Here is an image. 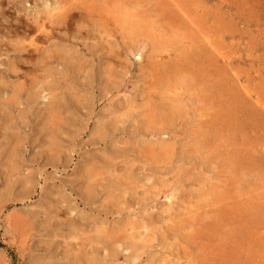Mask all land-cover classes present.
<instances>
[{
	"label": "rangeland",
	"instance_id": "rangeland-1",
	"mask_svg": "<svg viewBox=\"0 0 264 264\" xmlns=\"http://www.w3.org/2000/svg\"><path fill=\"white\" fill-rule=\"evenodd\" d=\"M117 1L0 0V264H264V0H170L171 4L169 0ZM120 2L123 9L116 6ZM177 12L183 20H177ZM171 13L176 14L175 20ZM189 19L201 22H193L196 26L192 30L194 24ZM183 35L192 37V44ZM200 51L208 53L203 55L207 59ZM136 53L142 56L140 60ZM196 59L207 64L210 61V67ZM170 60L175 61V67ZM159 63L171 75L173 88ZM189 66L199 69H191L190 74ZM182 68L194 77L185 75L183 81ZM193 72L199 75L200 84H205L204 89L196 85L199 80H194ZM187 80L195 81L196 88ZM184 82L194 89L185 88ZM210 82L212 92L206 94ZM163 85L168 86L166 92ZM169 87L175 93L171 94ZM216 87L219 94L213 93ZM194 94L196 101L191 98ZM229 95L238 102L231 101ZM160 100L164 107L159 106ZM230 101V105H237L229 108ZM208 102L219 105L213 107ZM159 113L168 129L165 122L157 120ZM218 192H227V200L222 197L224 203ZM202 193L203 198L199 196ZM245 201L246 209L241 204ZM218 212L225 217L231 213L227 216L231 221ZM221 220L230 221L227 224L231 227ZM236 224L241 226L237 230L232 227ZM227 229L238 239L233 234L230 237ZM225 236L229 242H223ZM224 247L226 250H220ZM218 250L224 252L220 255ZM225 252L233 258L226 257Z\"/></svg>",
	"mask_w": 264,
	"mask_h": 264
},
{
	"label": "bare ground",
	"instance_id": "bare-ground-1",
	"mask_svg": "<svg viewBox=\"0 0 264 264\" xmlns=\"http://www.w3.org/2000/svg\"><path fill=\"white\" fill-rule=\"evenodd\" d=\"M149 1H150V0H149ZM174 1H175V0H174ZM198 1H199V0H198ZM230 1H231V0H230ZM241 1H242V0H241ZM245 1H246V0H245ZM247 1H248V0H247ZM62 2H64V1H62ZM104 2L106 3V1H104ZM107 2H108V1H107ZM117 2H119V0H118ZM164 2H166V1L164 0ZM187 2H188V1H187ZM187 2H186V3H187ZM195 2H196V1H195ZM201 2H202V1H201ZM237 2H238V0H237ZM248 2H250V1H248ZM248 2H247V3H248ZM257 2H258V1H257ZM259 2L261 3L262 1H259ZM108 3H110V2H108ZM113 3H114V2H113ZM159 3H160V2H159ZM168 3L171 4L172 1L170 2V0H169ZM168 3H167V4H168ZM175 3H177V2H175ZM180 3H181V2H180ZM183 3L186 4L185 2H183ZM202 3H203V2H202ZM202 3H201V4H202ZM204 3H205V2H204ZM204 3H203V4H204ZM224 3H225V2H224ZM230 3H231V2H230ZM234 3H235V2H234ZM239 3H240V2H239ZM239 3H238V4H239ZM114 4H115V3H114ZM163 4H164L165 6H167L165 3H163ZM178 4H179V3H178ZM178 4H176V5H178ZM192 4H193V2H192ZM225 4H226V3H225ZM235 4H237V3H235ZM240 4H242V3H240ZM240 4H239V5H240ZM243 4H244V2H243ZM243 4H242V5H243ZM256 4H257V3H256ZM105 5H107L106 7L110 6L109 4H105ZM118 5H120V6H119L120 9H123V8H121V5H123L121 2H120V4H117L116 6H118ZM157 5H159V4H157ZM190 5H191V3H190ZM253 5H254V4H253ZM258 5H260V4H258ZM263 5H264V4H263ZM111 6H112V3H111ZM111 6H110V7H111ZM160 6H161V4H160ZM172 6H173V5H172ZM172 6H171V7H172ZM186 6H187V5H186ZM188 6H189V5H188ZM195 6H197V5H195ZM208 6H209V5H207L206 7H208ZM213 6H214V5H213ZM228 6H229V4H228ZM237 6H238V5H237ZM247 6H248V5H247ZM110 7H109V8H110ZM156 7H157V6H156ZM158 7H159V6H158ZM167 7H168V6H167ZM175 7H176V6H174V8H175ZM201 7H202V6H201ZM201 7H199V4H198V8H201ZM204 7H205V5H204ZM215 7H216V6H215ZM215 7H214V8H215ZM220 7H221V6H220ZM234 7H235V6H234ZM254 7H255V6H254ZM112 8H113V6H112ZM112 8H111V9H112ZM114 8H115V7H114ZM136 8H137V7H136ZM163 8H164V7H163ZM177 8H178V7H177ZM177 8L175 9V11L177 10ZM181 8H182V6H181ZM181 8H180V9H181ZM187 8H188V7H187ZM187 8H186V10H187ZM191 8H194V9H195V7H191ZM198 8H196V9H198ZM209 8H210V6H209ZM214 8H213V9H214ZM231 8H232V7H231ZM236 8H237V7H236ZM238 8H239V7H238ZM249 8H251V7H249ZM249 8H248V9H249ZM95 9H96V8H95ZM111 9H107V10L111 11ZM115 9H116V8H115ZM118 9H119V8H117L116 11H118V12L122 11V10H120V9H119V10H120V11H119ZM158 9H159V8H158ZM169 9H170V8H169ZM189 9H190V8H189ZM201 9H203V8H201ZM201 9H200V10H201ZM216 9H217V7H216ZM219 9H221V8H219ZM240 9H241V8H240ZM240 9H239V10H240ZM248 9H246V11H247ZM81 10H82V9H81ZM133 10L135 11V9L132 8V13H133ZM160 10H161V9H159L158 11L161 12ZM164 10H165V9H164ZM230 10H231V9H230ZM243 10H244V8H243ZM252 10H253V7H252ZM125 11H126V9H125ZM162 11H163V9H162ZM166 11H167V10H166ZM182 11H185V9H183ZM187 11H188V10H187ZM187 11H186V13H187ZM191 11H192V10H191ZM206 11H207V10H206ZM206 11H205V13H207ZM209 11H211V10H209ZM216 11H217V10H216ZM233 11H234V10H233ZM237 11H238V10H237ZM237 11L235 10V12H237ZM258 11H259V13H260V10H258ZM104 12H105V11H104ZM127 12L130 13V10L128 11V9H127ZM167 12H168L169 15H170V12H169V11H167ZM212 12H213V11H212ZM231 12H232V11H231ZM240 12H242V10H241ZM243 12H244V11H243ZM123 13H124V12H123ZM172 13H173V12H172ZM172 13H171V14H172ZM201 13H202V12L200 11V13H198V14H201ZM210 13H211V12H210ZM228 13H229V12H228ZM233 13H234V12H233ZM233 13H232V14H233ZM163 14L165 15V12H163ZM163 14H162V13L160 14V15H161V18L164 17ZM174 14H175V13H174ZM174 14H172V15H174ZM179 14H180V13L177 12V17H178ZM183 14H184V13H183ZM187 14H190V12L187 13ZM187 14H186V15H187ZM208 14H209V12L207 13V15H208ZM215 14H217V13H215ZM221 14H225V13L223 12V13H221ZM237 14H238V13H237ZM245 14H246V13H245ZM250 14H251V13H250ZM257 14H258V13H257ZM118 15H119V14H118ZM120 15H121V13H120ZM134 15H135V14H134ZM160 15H159V16H160ZM190 15H191V14H190ZM211 15H212V14H211ZM211 15H210V16H211ZM225 15H226V14H225ZM253 15H254V13L251 14L252 17H253ZM78 16H79V15H78ZM121 16H123V14H122ZM127 16H128V15H127ZM181 16L183 17V15H180V16L178 17L177 20H179ZM187 16H188V17H187ZM187 16H186V17L189 18V15H187ZM212 16H213V15H212ZM223 16H224V15H223ZM223 16H222V18L224 19L225 17H223ZM228 16H230V15H228ZM238 16H239V15H237L236 17H238ZM240 16H241V15H240ZM249 16H250V15H249ZM249 16H248V17H249ZM259 16H260V15H259ZM259 16H258V17H259ZM47 17H48V16H47ZM131 17H132V16H131ZM175 17H176V14H175L174 17H173L174 20H175ZM182 17H181V19L183 20L184 17H183V18H182ZM190 17H192V16H190ZM207 17H208V16H207ZM217 17H218V15H217ZM226 17H227V16H226ZM230 17H231V16H230ZM243 17H244V16H243ZM243 17H242V18H243ZM261 17H262V15H261ZM261 17H260V18H261ZM263 17H264V16H263ZM107 18H108V17H107ZM164 18H165V17H164ZM204 18H205V17H204ZM214 18H216V16H214ZM239 18H240V17H239ZM254 18H257V17L255 16ZM126 19H127V17H126ZM191 19H192V18H191ZM191 19H189V20H187V21H190ZM193 19H195L194 14H193ZM227 19H228V18H227ZM229 19H231V23H232V21H234L233 18H229ZM229 19H228V20H229ZM232 19H233V20H232ZM251 19H253V18H251ZM258 19H259V18H258ZM123 20H124V19H123ZM127 20H128V19H127ZM146 20H147V21H150V20H148V19H145V21H146ZM162 20H163V19H162ZM196 20H197V19H196ZM202 20H203V19H202ZM211 20H212V18H211ZM213 20L215 21V19H213ZM236 20H237V19H236ZM242 20H243V19H242ZM132 21L134 22V20H132ZM145 21H143V22H145ZM163 21H165V20H163ZM172 21H173V20H171V22H172ZM180 21H181V20H180ZM180 21H179V22H180ZM191 21H192V20H191ZM191 21H190V23H191ZM206 21H207V18H206ZM214 21H213V22H214ZM216 21H218V20H216ZM244 21H245V20H244ZM247 21H248V20H247ZM135 22L137 23V21H135ZM135 22H134V23H135ZM138 22H139V21H138ZM150 22H151V21H150ZM174 22H175V21H174ZM179 22H178V23H179ZM181 22H182V21H181ZM181 22H180V23H181ZM184 22H185V25H187L186 21H184ZM193 22H195V21L193 20L192 23H193ZM198 22H201V21H197V23H198ZM219 22H220V21H219ZM219 22H218V23H219ZM227 22H228V21H227ZM238 22H239V20H238ZM245 22H246V21H245ZM252 22H253V20H252ZM256 22H257V21H255V23H256ZM263 22H264V21H263ZM123 23H125V24L127 25V21H126V20H125V22H123ZM128 23H129V22H128ZM136 23H135V24H136ZM145 23H146V22H145ZM148 23H149V22H148ZM165 23H166V22H165ZM180 23H179L178 25H181ZM192 23H191V24H192ZM195 23H196V22H195ZM197 23H196V24H197ZM218 23H216V25H217ZM225 23H226V21H225ZM233 23H234V22H233ZM260 23H261V22H260ZM168 24H169V23H168ZM170 24H171V23H170ZM170 24H169V25H170ZM193 24H194V23H193ZM198 24H199V23H198ZM201 24H202V23H201ZM206 24H207V23H206ZM208 24H211V23H208ZM219 24L221 25V22H220ZM222 24H223V23H222ZM226 24H227V23H226ZM226 24H225V25H226ZM229 24H230V23H229ZM249 24H250V23H249ZM263 24H264V23H263ZM20 25H21V24H20ZM147 25H148V24H146V26H147ZM149 25H150V23H149ZM166 25H167V24H166ZM188 25H190V24L188 23ZM188 25H187V26H188ZM203 25H204V22H203ZM216 25H215V26H216ZM223 25H224V24H223ZM230 25H231V24H230ZM230 25H228V26H229V29H230ZM235 25H236V24H235ZM240 25H241V23H240ZM127 26H128V25H127ZM144 26H145V25H143V27H144ZM193 26H194V27H193ZM195 26H196L195 24L191 26L192 30H194L193 28H195ZM198 26H199V25H198ZM212 26H214V25H212ZM212 26H211V27H212ZM228 26L226 25L225 27H228ZM232 26H233V24H232ZM242 26H243V25H242ZM128 27L130 28V27H131V24H130ZM180 27H181V26H180ZM188 27H190V26H188ZM199 27H200V26H199ZM203 27H204V26H203ZM203 27H201V28H203ZM211 27H210V28H211ZM218 27H219V25H218ZM222 27H223V26H222ZM222 27H219V28H222ZM245 27H246V26H245ZM133 28H134V26H133ZM136 28H137V27H136ZM140 28H142V27L140 26ZM151 28H152V26H151ZM173 28H174V26H173ZM177 28H179V27H177ZM210 28H209V30H210ZM213 28H214V27H213ZM231 28H232V27H231ZM260 28H261V27H260ZM131 29H132V28H131ZM134 29H135V28H134ZM142 29H143V28H142ZM183 29H184V28H183ZM185 29H186V26H185ZM196 29H197V28H196ZM225 29H226V28H225ZM240 29H241V28H240ZM253 29H254V28H253ZM255 29H256V28H255ZM258 29H259V28H258ZM258 29H257V30H258ZM129 30H130V29H129ZM181 30H182V28H181ZM187 30H188V29H187ZM199 30H200V29L198 28L197 31H199ZM223 30H224V29H223ZM230 30H231V29H230ZM237 30H238V29H237ZM133 31H134V30H133ZM136 31H137V29H136ZM143 31H144V30H141V31H139V32L144 33ZM147 31H148V30H147ZM152 31H153V30H152ZM188 31H189V30H188ZM188 31H187V32H188ZM197 31H196V32L194 31L193 33L196 34ZM232 31H233V30H232ZM238 31H239V30H238ZM243 31H244V30H243ZM245 31H246V30H245ZM254 31H255V30H254ZM258 31H260V30H258ZM123 32H124V31H123ZM127 32H128V31H127ZM200 32H201V31H200ZM200 32H198V33H200ZM203 32H204V31H203ZM147 33H148V32H147ZM164 33H165V32H164ZM188 33H189V32H188ZM201 33H202V32H201ZM229 33H230V32H229ZM229 33H228V35H229ZM231 33H232V32H231ZM233 33H235V31H233ZM242 33H243V32H242V30H241V34H242ZM184 34H186V33H184ZM191 34H192V33H191ZM214 34H215V33H214ZM257 34H258V33H257ZM154 35H155V34H154ZM200 35H202V34H200ZM203 35H204V34H203ZM205 35H206V34H205ZM223 35H224V34H223ZM242 35H243V34H242ZM262 35H264V34H262ZM184 36H186V35H183V37H184ZM197 36H198V35H197ZM229 36H230V35H229ZM260 36H261V35H260ZM131 37H132V36H131ZM186 37H188V36H186ZM199 37H200V36H199ZM209 37L211 38V36H209ZM213 37H214V36H213ZM226 37H227V36H226ZM231 37H232V36H231ZM247 37H248V36H247ZM262 37H263V36H262ZM37 38H38V37H37ZM184 38H185V37H184ZM191 38H192V37H191ZM191 38H190V39H191ZM227 38H228V37H227ZM153 39H157V38H153ZM188 39H189V37H188ZM190 39H189V42H190ZM197 39H198V38H197ZM199 39H202V37H200ZM203 39H204V38H203ZM211 39L213 40L214 38H211ZM211 39H210V42H211ZM260 39H261V38H260ZM263 39H264V38H263ZM192 40H194V39H192ZM257 41H258V40H257ZM169 42H170V41H169ZM191 42H192V41H191ZM191 42H190V43H191ZM198 42H199V41H198ZM210 42H207V43H208L207 47L210 45ZM214 42L216 43L217 41L214 40ZM218 42H219V41H218ZM258 42H259V41H258ZM205 43H206V42H205ZM246 43H247V42H246ZM191 44H192V43H191ZM201 44H202V43H201ZM216 44H217V43H216ZM219 44H220V43H219ZM263 44H264V43H263ZM258 45H260V44H258ZM258 45H256V46H258ZM56 46H57V45H56ZM191 46H192V45H191ZM195 46L198 47L197 45H194V47H195ZM199 46H202V45H199ZM211 46H212V42H211ZM239 46H240V45H239ZM261 46H263V45H261ZM149 47H150V46H149ZM192 47H193V46H192ZM192 47H191V48H192ZM194 47H193V48H194ZM235 47H236V46H235ZM235 47H234V48H235ZM240 47H241V46H240ZM245 47H246V46H245ZM245 47H244V49H245ZM75 48H76V47H75ZM200 48H201V47H200ZM203 48H205V47H203ZM210 48H212V47H210ZM223 48H224V47H223ZM133 49H134V48H133ZM194 49H195V48H194ZM248 49H249V46H248ZM248 49H247V50H248ZM261 49H262V47H261ZM197 50L199 51V49H197ZM197 50H196V51H197ZM207 50H208V48H207ZM232 50H233V49H232ZM37 51H38V50H37ZM189 51L191 52V50H189ZM194 51H195V50H194ZM198 51H197V53H198ZM210 51H211V49H210ZM235 51H236V50H235ZM25 52H26V51H25ZM187 52H188V51H187ZM200 52H201V51H200ZM204 52H205V51H204ZM216 52H217V49H216ZM219 52H220V51H219ZM219 52H218V53H219ZM237 52H238V51H237ZM23 53H24V52H23ZM185 53H186V52H185ZM191 53H192V52H191ZM191 53H190V54H191ZM195 53H196V52H194L193 54H195ZM197 53H196V54H197ZM201 53H202V54H201L202 56L205 55V54L208 55V53H203V52H201ZM218 53H217V54H218ZM223 53H224V52H223ZM227 53H228V52H227ZM137 54H138V55H137ZM182 54L184 55V52H183ZM186 54H187V53H186ZM188 54H189V52H188ZM193 54H192V55H193ZM196 54H195V55H196ZM215 54H216V53H215ZM217 54H216V55H217ZM232 54H233V52H232ZM261 54H263V53H261ZM150 55H151V54H150ZM167 55H168V54H167ZM177 55H178V53H177ZM180 55H181V54H180ZM192 55H191V57H192ZM195 55H194V56H195ZM212 55H214L213 52H212ZM219 55H220V54H219ZM224 55H225V53H224ZM226 55H228V54H226ZM252 55H253V53H252ZM134 56H135V54H134ZM168 56H169V55H168ZM175 56H176V55H175ZM186 56H187V55H186ZM189 56H190V55H189ZM196 56H200V55L197 54ZM196 56H195V58H196ZM234 56H235V55H234ZM253 56H254V55H253ZM172 57H174V56H172ZM179 57H180V56H179ZM181 57H182V56H181ZM183 57H184V56H183ZM206 57H207V56H206ZM206 57L203 56L202 58L207 59ZM208 57H209V56H208ZM217 57H218V55H217ZM223 57H224V56H223ZM223 57L221 56V58H223ZM236 57H237V56H236ZM261 57L264 58L263 56H261ZM135 58L138 59V60H140V59L142 58V56H141L139 53H136V57H135ZM151 58H152V57H151ZM200 58H201V57H200ZM212 58H213V57H212ZM212 58L210 57V60H211ZM221 58H220V59H221ZM224 58H226V57H224ZM224 58H223V59H224ZM258 58H259V57H258ZM35 59H36V58H35ZM35 59H34V60H35ZM184 59H185V58H184ZM186 59H187V57H186ZM190 59H191V58H190ZM192 59H193V58H192ZM216 59H217V58H216ZM256 59H257V58H256ZM176 60H177V59H176ZM181 60H182V59H181ZM196 60L198 61L199 59H196ZM200 60H201V61H198V62H200L201 65H203L204 62L202 63V59H200ZM212 60H214V59H212ZM221 60H222V59H221ZM224 60H226V59H224ZM227 60H228V59H227ZM260 60H261V59H260ZM260 60H259V62H260ZM262 60H263V59H262ZM11 61H12V60H11ZM167 61H168V59H167ZM172 61H173V60H172ZM172 61L170 60V62H172ZM179 61H180V60H178V62H179ZM185 61H186V60H185ZM185 61H184V62H185ZM197 61L194 63V60H193V64H197ZM250 61H251V60H250ZM144 62H145V61H144ZM147 62H148V61H147ZM170 62H169V63H170ZM181 62H182V63H181ZM181 62H180L181 65L184 64L183 61H181ZM188 62H189V61H187V63H188ZM209 62H210V61H208V64H209ZM243 62H245V61H243ZM10 63H11V62H10ZM162 63H164V62H162ZM167 63H168V62H167ZM169 63H168V64H169ZM174 63H175V61H173V64L170 63L171 66H174ZM176 63H177V61H176ZM205 63H206V62H205ZM205 63H204V64H205ZM213 63H214V62H213ZM217 63H218V61H217ZM222 63H224V62H222ZM252 63H253V62H250V65H251ZM255 63H256V61H255ZM257 63H258V61H257ZM257 63H256V64H257ZM155 64H156V63H155ZM159 64H160V63H159ZM164 64H165V63H164ZM189 64H190V63H189ZM193 64H192V65H193ZM206 64H207V63H206ZM206 64H205V65H206ZM208 64H207V65H208ZM147 65H148V63H147ZM147 65H145V66H147ZM175 65L177 66V64H175ZM181 65L179 66L180 68H181ZM184 65H186V62H185ZM190 65H191V64H190ZM197 65H199V63H198ZM201 65H200V66H201ZM210 65H211V66L213 65L212 67H214V64H210ZM224 65H225V64H224ZM229 65H230V64H229ZM233 65H234V64H233ZM252 65H254V64H252ZM258 65H259V64H258ZM258 65H257V66H258ZM148 66H149V65H148ZM182 66H183V65H182ZM187 66H188V64H187ZM208 66H209V65H208ZM216 66H218V65H216ZM216 66H215V67H216ZM220 66H221V65H220ZM226 66H227V64H226ZM149 67H150V66H149ZM151 67H153V66H151ZM157 67H159V65H157ZM161 67H164V65L161 66V64H160V69H161ZM174 67H175V66H174ZM179 67H178V68H179ZM189 67H190V68H189ZM189 67H188L189 69H187V71L189 70L188 72L190 73V71H191V73H192V70H191V69L194 70V68H195L196 66H195V67L193 66V68H192V66H189ZM209 67H210V66H209ZM212 67H211V68H212ZM235 67H236V66H235ZM235 67H233V68H235ZM15 68H16V67H15ZM145 68H146V67H145ZM168 68H169V66H168ZM184 68H185V67H184ZM184 68H182V70H179V72L183 71V72L181 73V74H184V75H182V76H184V77H183V81L187 79V78H185V75H188V74H189V73H188V74H185V73H184V72H186V71H184V70H185L187 67H186L185 69H184ZM196 68H198V67H196ZM196 68H195V69H196ZM201 68H203V66H202ZM206 68H207V66L204 67L203 70H205ZM220 68H221V67H220ZM256 68H257V67H256ZM147 69H148V67H147ZM166 69H167V68H166ZM166 69L162 68L161 70H163V72H164V70L166 71ZM169 69H170V68H169ZM183 69H184V70H183ZM198 69H199V68H198ZM214 69H215V68H214ZM222 69H223V67H222ZM227 69H228V68H227ZM257 69H258V68H257ZM150 70H151V69H150ZM154 70H155V68H154ZM206 70H207V69H206ZM212 70H213V69H212ZM212 70H211V71H212ZM216 70H217V69H216ZM223 70L225 71L226 68H224ZM228 70H229V69H228ZM228 70H227V71H228ZM255 70H256V69H255ZM152 71H153V68H152ZM169 71H170V70H169ZM171 71H172V69H171ZM194 71H196V70H194ZM198 71H199V70H198ZM229 71H230V70H229ZM231 71H232V70H231ZM259 71H260V70H259ZM52 72H53V71H52ZM160 72H161V71H160ZM163 72H161V73H163ZM172 72H173V73H176V72H174V70H173ZM177 72H178V69H177ZM200 72H201V71H200ZM204 72H205V71H203V73H204ZM215 72H216V71H215ZM233 72H234V71H233ZM255 72H257V71H255ZM164 73H166V72H164ZM167 73H168V71H167ZM167 73H166L165 75H167ZM173 73H172V74H173ZM186 73H187V72H186ZM191 73H190V74H191ZM193 73H194V72H193ZM196 73H197V72H196ZM201 73H202V72H201ZM205 73H206V72H205ZM212 73H213V72H212ZM226 73H227V72H226ZM229 73H230V72H229ZM259 73H260V72H259ZM170 74H171V72H170ZM190 74H189V75H190ZM194 74H195V73H194ZM198 74H200V73L198 72ZM207 74H208V73H207ZM210 74H211V73L208 74L209 77H210ZM220 74H221V73H220ZM223 74H224V73H223ZM227 74H228V73H227ZM231 74H233V73H231ZM239 74H240V73H239ZM149 75H150V73H149ZM151 75H152V74H151ZM155 75H156V74H155ZM163 75H164V74H163ZM189 75H188V77H189ZM192 75H193V74H192ZM211 75H212V74H211ZM215 75H216V74H215ZM215 75H214V76H215ZM218 75H219V74H217V77H218ZM224 75H225V74H224ZM158 76H159V74H158ZM160 76H162V75L160 74ZM167 76H168V75H167ZM167 76H166V77H167ZM175 76H176V75H174V77H175ZM177 76H178V75H177ZM190 76H191V75H190ZM204 76H205V74H204ZM225 76L227 77V75H225ZM235 76H236V75H234V78H235ZM238 76H239V75H238ZM258 76H259V75H258ZM156 77H157V75H156ZM163 77H165V76H162V78H163ZM166 77H165V78H166ZM168 77H169L168 80L170 81V80L172 79L171 75L168 76ZM168 77H167V78H168ZM170 77H171V79H170ZM180 77H181V76H180ZM191 77H194V76H191ZM191 77H190V79L188 78V80H192ZM200 77H201V75H200ZM231 77H232V76H231ZM162 78H161V79H162ZM198 78H199V75H198V77H196V74H195V79H194V78H193V79L196 80V79H198ZM205 78H206V76H205ZM205 78H204V79H205ZM228 78H229V77H228ZM157 79H158V78H157ZM159 79H160V78H159ZM159 79H158V80H159ZM232 79H233V78H232ZM235 79H237V77H236ZM97 80H98V79H97ZM152 80H153V79H152ZM152 80H151V81H152ZM158 80H157V81H158ZM188 80H187V84H188V83H189V85H190V84H193L192 86L195 87V84H194V83H196V82L193 80L194 83H193L192 81H191V82H192V83H191V82H189ZM198 80H199V83L197 82L196 85L199 84L198 86H201L202 84H200V79H198ZM198 80H196V81H198ZM225 80H226V79H225ZM225 80H224V82H228L227 80H226V81H225ZM161 81H162V80H161ZM161 81L159 80V82H161ZM202 81H203V79H202ZM202 81H201V82H202ZM205 81H206V79H205ZM216 81H217L218 85L223 84L221 81H219V82H218V80H216ZM230 81H231V80H230ZM237 81H238V80H237ZM239 81H240V80H239ZM159 82H158V83H159ZM171 82H172V80H171L169 83H171ZM207 82H208V81H207ZM162 83H163V81H162ZM162 83H161V84H162ZM166 83H168V82L166 81ZM172 83H173V82H172ZM172 83H171V88H173V85H174V84H172ZM174 83H175V82H174ZM180 83H181V82H180ZM180 83H179V84H180ZM184 83L186 84V82H184ZM202 83H203V82H202ZM210 83H211V84H209L208 87L212 85L211 87L213 88V84H212V82H210ZM219 83H220V84H219ZM236 83L239 84L238 82H236ZM236 83H235V85H236ZM241 83H242V82H241ZM150 84H151V83H150ZM154 84H155V82H154ZM159 84H160V83H159ZM175 84L177 85V82H176ZM187 84L185 85V88H186L187 86H189V85H187ZM156 85H157V83H156ZM176 85H175V86H176ZM180 85H182V83H181ZM180 85H179V86H180ZM203 85H205V84L203 83ZM203 85H202L201 88L204 89ZM218 85H217V86H218ZM230 85H231V84H230ZM240 85H241V84H240ZM158 86H159V85H157V87H158ZM177 86H178V85H177ZM179 86H178V87H179ZM183 86H184V85H182L181 87H183ZM192 86H191V87H192ZM221 86H223V85H221ZM236 86H237V85H236ZM14 87H15V86H14ZM23 87H24V86H23ZM154 87H156V86H154ZM157 87H156V88H157ZM159 87H160V86H159ZM165 87H166V86L163 85V88H162V89H164ZM181 87H180V88H181ZM205 87H206V86H205ZM211 87H209V88H210V89L208 90L209 93H208V91H207V93L205 92L206 94H210V93L212 92V91H210V90H211ZM214 87H215V84H214ZM218 87H219V86H218ZM223 87H224V86H223ZM238 87H239V86H238ZM240 87H241V86H240ZM152 88H153V87H152ZM156 88H154V89H153L154 91H152V92H155ZM160 88H161V87H160ZM167 88H168V86H167L165 89H167ZM171 88L169 87L170 90H171ZM174 88H175V87H174ZM176 88H177V87H176ZM189 88H190V86L188 87V89H189ZM195 88H196V87H195ZM225 88H226V87H225ZM232 88H233V87H232ZM165 89H164V91H165ZM183 89H184V88H183ZM183 89H182V91H183ZM188 89H185V90H188ZM190 89L192 90V89H194V88H190ZM198 89H200V87H199ZM207 89H208V88H207ZM207 89H206V90H207ZM215 89H216L217 92L214 91L213 93H214V94H215V93L217 94V93L219 92V91L217 90L218 88L216 87V88H214V90H215ZM226 89H228V88H226ZM229 89H230V88H229ZM238 89H242V88H238ZM167 90H168V89H167ZM176 90H178V88H177ZM219 90H220V87H219ZM231 90H232V89H231ZM231 90H229V91L231 92ZM242 90H243V89H242ZM248 90H249V89H248ZM161 91H162V90H161ZM199 91H200V90H199ZM233 91H235V90H233ZM244 91H246V90H244ZM244 91H243V92H244ZM157 92H158V91H157ZM165 92H166V91H165ZM178 92H179V90H178ZM186 92L188 93V91H186ZM190 92H191V91H190ZM196 92H197V90H196ZM200 92L202 93V91H200ZM220 92H221V90H220ZM250 92L252 93V89L250 90ZM250 92H249V93H250ZM173 93H175V92H172V90H171V94H173ZM180 93H181V92H180ZM191 93H192V92H191ZM191 93H190V94H191ZM244 93H246V92H244ZM244 93H242V94H244ZM251 93H250V94H251ZM253 93H254V92H253ZM178 94H179V93H178ZM188 94H189V93H188ZM202 94H203V93H202ZM206 94H205V95H206ZM214 94H213V96H214ZM218 94H219V93H218ZM239 94H240V93H239ZM246 94H247V93H246ZM246 94H245V95H246ZM256 94H257V93H256ZM175 95H176V94H175ZM184 95H185V94H184ZM198 95H199V94H198ZM203 95H204V94H203ZM211 95H212V94H211ZM232 95L236 96L237 94H234V92H233ZM168 96H169V95H168ZM173 96H174V95H173ZM177 96H178V95H177ZM177 96H176V98H177ZM193 96H194V97H191V96H190V97H191L192 99L194 98V100L196 101V98H195V97H197V96H195V94H194ZM218 96H219V95H218ZM218 96H217V97H218ZM223 96H224V95H223ZM234 96H233V97H234ZM246 96H249V95H246ZM59 97H60V96H59ZM164 97H166V96H164ZM188 97H189V96H188ZM217 97H216V99H217ZM227 97H228V96H226L225 99H226ZM229 97H230V95H229ZM233 97H232V98L230 97V98H231V101H235V100H233V99L236 98L237 96L234 97V98H233ZM253 97L255 98V96H253ZM166 98H167V97H166ZM173 98H174V97H173ZM180 98H182V95H181ZM248 98H250V97H248ZM256 98H257V97H256ZM256 98H255V99H256ZM177 99H179V98H177ZM182 99H183V98H182ZM197 99H198V97H197ZM208 99H209V98H208ZM227 99H228V98H227ZM250 99H251V98H250ZM252 99H253V98H252ZM252 99H251V100H252ZM258 99H259V98H258ZM165 100H166V99H165ZM165 100L163 99V101H165ZM167 100L169 101V99H167ZM172 100H173V99H172ZM172 100H171V101H172ZM174 100H176V99H174ZM188 100H189V99H188ZM200 100H201V99H200ZM200 100H199V101H200ZM202 100H204V99H202ZM206 100H207V99H206ZM206 100H205V101H206ZM209 100H210V99H209ZM209 100H207V101H209ZM256 100H257V99H256ZM259 100H260V99H259ZM155 101H156V100H155ZM160 101H161L160 104H162V100H160ZM168 101H167V102H168ZM176 101H179V100H176ZM205 101H204V102H205ZM231 101H230V103H228L229 105L232 104ZM257 101H258V100H257ZM260 101H261V100H260ZM57 102H58V101H57ZM57 102H56V104H58V106H59V103H57ZM158 102H159V101H158ZM158 102H157V103H158ZM165 102H166V101H165ZM167 102H166V103H167ZM218 102H220V101H218ZM228 102H229V101H228ZM235 102H238V100L235 101ZM157 103L155 104V102H154L153 104L156 105V106H158ZM169 103H171V102L169 101ZM169 103H168V104H169ZM177 103H178V102H176L175 104H177ZM179 103H180V102H179ZM208 103H209V102H208ZM210 103H211V102H210ZM210 103H209V104H210ZM226 103H227V102H226ZM226 103H225V104H226ZM239 103H240V106H241L242 103H241V102H239ZM255 103H256V102H255ZM261 103H262V102H261ZM144 104H145V103H144ZM206 104H207V102H206ZM209 104H208V105H209ZM211 104H212V103H211ZM214 104H215L216 106H215ZM214 104H212L213 107H217V106L219 105V104L217 105L216 103H214ZM220 104H222V102H221ZM234 104H236V103H233V105H234ZM63 105H64V104H63ZM178 105H179V104H178ZM197 105H198V104H197ZM229 105H228V106H229ZM233 105H230L229 108H230L231 106H233ZM236 105H237V104H236ZM236 105H234V107H235ZM242 105H243V104H242ZM60 106H62V105H60ZM159 106L164 107V104L159 105ZM159 106H158V107H159ZM167 106H168V105H167ZM173 106H174V105H173ZM210 106H211V105H210ZM210 106H209V107H210ZM212 106H211V107H212ZM240 106H238V107L241 109L242 107H240ZM244 106H245V104H244ZM55 107L57 108L56 105H55ZM148 107H149V106H148ZM158 107H156V108H158ZM175 107H176V106H175ZM178 107H181V106H178ZM206 107L208 108V106H206ZM206 107H204V108L207 109ZM224 107H225V109H226L227 105H226V106L224 105ZM234 107H233V108H234ZM169 108H170V107H169ZM176 108H177V107H176ZM229 108H228V109H229ZM233 108H231L230 111L233 110ZM261 108H263V107H261ZM153 109H155V108H153ZM153 109L150 108V112H151V111L155 112V110H153ZM165 109H166V107H165ZM173 109H174V108H173ZM178 109L180 110V108H178ZM158 110H159V108H158ZM162 110H163V109H162ZM241 110H242V109H241ZM145 111H146V110H145ZM160 111H161V109H160ZM160 111H158V112H160ZM172 111H173V110H172ZM221 111H222V110H221ZM148 112H149V109H148ZM148 112H147V113H148ZM153 112H152V113H153ZM175 112H177V110H176ZM242 112H243V110H242ZM145 113H146V112H145ZM156 113H157V110H156ZM172 113H173V112H172ZM223 113H224V112H223ZM225 113H226V112H225ZM248 113H250V112H248ZM153 114L155 115V113H153ZM157 114H158V113H157ZM162 114L164 115L165 112H163ZM167 114H168V113H167ZM167 114H166V115H167ZM169 114H170V112H169ZM184 114H185V112H184ZM159 115H160V113H159ZM202 115H203V114H202ZM228 115L230 116L231 114L228 113ZM156 116H157V115H156ZM161 116H162V115H160V117H161ZM169 116H170V115H169ZM169 116H168V117H169ZM173 116H174V114H173ZM175 116H176V115H175ZM175 116H174V117H175ZM182 116H184V115H182ZM149 117H150V116H148V118H149ZM160 117L158 116L157 118H159V119H157V120H160V119L163 120V117H164V116H162L161 118H160ZM170 117H171V116H170ZM174 117H173V119H175V121H176L177 119L174 118ZM177 117H179V116H177ZM58 118H59V117H58ZM155 118H156V117H155ZM165 118H166V117H165ZM200 118H201V116H200ZM202 118H203V117H202ZM150 119H151V118H150ZM228 119H229V118H228ZM234 119H236V118L234 117ZM61 120H62V119H61ZM151 120H152V122H154V121H153V117H152ZM154 120H156V119H154ZM157 120H156V121H157ZM165 120H167V122L169 121V119H167V118H166ZM232 120H233V119H232ZM156 121H155V123L157 124L158 121H157V122H156ZM160 121H161V120H160ZM236 121L238 122V120H236ZM148 122H149V121H148ZM164 122H165V124H166V121H163V123H162V121H161L162 124H164ZM208 122H210V121H208ZM212 122H213V120H212ZM237 122H234V124L237 123ZM239 122H240V121H239ZM149 123H150V122H149ZM170 123L172 124V127H173V124H175V123L173 122V120H172V122H170ZM176 123H177V122H176ZM232 123H233V122H232ZM151 124H152V123H151ZM153 124H154V123H153ZM171 124H169V125H171ZM191 124H192V123H191ZM191 124H190V125H191ZM203 124H204V123H203ZM213 124H214V123H213ZM230 124H231V123H230ZM52 125H53V124H52ZM232 125H233V124H231L230 127H232V130H233L234 126H232ZM237 125H238V124H237ZM239 125H240V124H239ZM148 126H149V125H148ZM163 126H164V125H163ZM174 126H175V125H174ZM240 126H241V125H240ZM242 126H243V124H242ZM242 126H241V128H242ZM150 127H151V126H150ZM168 127H169V126H168ZM168 127H167V124H166L165 128L168 129ZM212 127H213V125H212ZM244 127H245V125H244ZM235 129H236L237 131H239L237 128H235ZM235 129H234V130H235ZM146 130H147V129H146ZM164 130H165V129H164ZM207 130H208L207 132H209V129H207ZM143 131H144V130H143ZM201 131H202V130H201ZM210 131H211V130H210ZM214 131H215V130H214ZM229 131H230V130H229ZM240 131H241V130H240ZM251 131H252V130H251ZM203 132H205L204 129H203ZM231 132H233V131H231ZM231 132H230V133H231ZM199 133H200V132H199ZM216 133H217V132H216ZM230 133H229V134H230ZM237 133H239V132H237ZM205 134H206V133H205ZM210 134H212V132H210ZM229 134H228V135H229ZM233 134H234V133H233ZM240 134H241V133H240ZM103 135H105V134H103ZM212 135H213V134H212ZM228 135L226 134L225 137L228 136ZM100 136L103 137L102 134H101ZM232 136H233V135H232ZM199 137H200V136H199ZM203 137H204V139H205V136H202V138H203ZM233 137H234V136H233ZM103 138H106V135H105ZM226 139H229V140H230V137H229V138H226ZM231 140H233V139L231 138ZM234 140H235V139H234ZM171 141H172V140H171ZM260 141H261V140H260ZM167 142H169V141H167ZM232 143H233V142H232ZM244 143H246V142H244ZM256 143H257V142H256ZM229 144H230V143H229ZM260 144H261V143H260ZM172 145H173V144H172ZM201 145H202V144H201ZM240 145H241V144H240ZM243 145H244V144H243ZM243 145H242V146H243ZM251 145H252V144H251ZM251 145H250V146H251ZM202 146H203V145H202ZM242 146H241V147H242ZM203 147H205V146H203ZM252 147H253V145H252L250 148H252ZM253 148H254V147H253ZM233 150H234V149H233ZM241 150H242V149H241ZM248 150H249V148H248ZM251 150H252V149H251ZM243 151H244V150H243ZM247 153H248V152H247ZM243 154H244V153H243ZM238 155H239V154H238ZM244 156L246 157L247 155H244ZM244 156L241 157V158L243 159V161H244ZM234 157H235V156H234ZM170 158H171V157H170ZM230 158H231V157H230ZM246 158H248V157H246ZM254 158H256V157H254ZM243 161H242V160L240 161V160L238 159V162H243ZM244 162H246V161H244ZM244 162H243V163H244ZM234 163H235V165H236L237 162H234ZM247 163H248V162H247ZM255 163H256V161H255ZM237 164H238V163H237ZM241 166H243V165H241ZM86 170H87V169H86ZM90 172H91V171H90ZM92 175H93V174H92ZM262 178H263V177H262ZM92 182H93V181H92ZM209 185H210V184H209ZM200 191H201V190H200ZM203 191H204V190H202L201 192H203ZM226 191H227V189H226ZM86 192H87V191H86ZM206 192H207V191H206ZM208 192H209V191H208ZM212 193H213V191H212ZM212 193H210V195H214V194H215V192H214V194H212ZM222 193H223V191H222ZM204 194H205V193H204ZM208 194H209V193H208ZM216 194H218V195L220 194V195H221V192H220V193L218 192V193H216ZM223 194H224V193H223ZM223 194L221 195V197L216 195L218 198L220 197L219 199L222 200L221 203H224V201H223L224 198L222 199V197H225L226 200H227V197L225 196V195H227V192L225 193V195H223ZM199 196H200V197L203 196V193H202V195H199ZM204 197H208V198H209V196H206V195H205ZM201 198H203V197H201ZM208 198H206V199H208ZM218 198H216V199H218ZM169 199H170V198H169ZM210 199H211V198H210ZM212 199H213V198H212ZM172 200H173V199H172ZM207 201H210V200H207ZM218 201H220V200H218ZM213 202H215V201H213ZM216 202H217V201H216ZM210 203H211V202H210ZM219 203H220V202H217V204H219ZM221 203H220V204H221ZM244 203H246V201L243 202V203H241L242 206L244 205ZM241 204H240V206H241ZM228 205H229V204H228ZM225 206H226V205H225ZM236 206H237V205H236ZM238 206H239V205H238ZM217 207H218V206H217ZM220 207H221V206H220ZM222 207H223V206H222ZM243 207H244V206H243ZM229 208H230V205H229ZM212 209H213V208H212ZM216 209L218 210V209H220V208H216ZM235 209H236V208H235ZM244 209H246V208L244 207ZM256 209H257V208H256ZM221 210H224V207H223V209L221 208ZM237 210H238V209H237ZM240 210H242V208H241ZM211 211L213 212V210H211ZM214 211H216V210L214 209ZM227 211L230 212L231 209H228ZM246 211H248V210H246ZM250 211H251V210H250ZM257 211H258V210H257ZM257 211H256V212H257ZM223 212H224V211H223ZM242 212H243V211H242ZM242 212H241V213H242ZM248 212H249V211H248ZM251 212H252V211H251ZM254 212H255V211H254ZM220 213H221V211H220ZM220 213L218 212V216L221 215ZM226 213H227V212H226ZM236 213H237V212L235 211L234 214H236ZM241 213H240V215H241ZM228 214H231V213H228ZM228 214H227V216H228ZM232 214H233V213H232ZM237 214H238V213H237ZM240 215H238V216H240ZM244 215H245V214H243V217H244ZM248 215H249V214H248ZM254 215H255V214H254ZM260 215H261V214H260ZM260 215H259V217L261 218ZM218 216H217V220H218ZM221 216H222V218H223V217H225V214H223V215H221ZM227 216H226L225 218H227ZM233 216H234V215H233ZM238 216H235V217H236V218H235L236 221L238 220ZM245 216H246V215H245ZM252 216H253V215H252ZM215 217H216V216H215ZM231 217H232V216L230 215V218H231ZM246 217H247V216H246ZM246 217H245V219H246ZM254 217H255V216H254ZM256 217H257V216H256ZM213 218H214V217H213ZM220 218H221V217H220ZM240 218H242V215H241V217H239V219H240ZM248 218H249V217H248ZM248 218H247V219H248ZM257 218H258V217H257ZM260 218H259V220H260ZM223 219H224V218H223ZM223 219H222V220H223ZM228 219H229V218H227V220H228ZM231 219H232V218H231ZM242 219H243V218H242ZM250 219H251V218H250ZM214 220H215V219H214ZM222 220H221V221H222ZM225 220H226V219H225ZM229 220H230V219H229ZM232 220L234 221V218H233ZM240 220H241V219H240ZM230 221H231V220H230ZM230 221H229V222L225 221L226 223H224V222L222 221V223H223V224H227V223H230ZM243 221H244V220H243ZM243 221H240V222H243ZM252 221H254V220L252 219ZM257 221H258V220H257ZM245 222H246V221H245ZM255 222H256V220H255ZM233 223H236V222H233ZM262 223H263V222H261V225H262ZM230 224H231V223H230ZM230 224H227V225H230ZM257 224H258V223H257ZM210 225H211V224H210ZM213 226H214V225H213ZM257 226L259 227L260 225H257ZM152 227H153V226H152ZM224 227H225V226H224ZM227 227H228V226H227ZM229 227H231V225H230ZM232 227H233V228L235 227V230H237L236 227L239 228V227H241V226H239V225L236 224V226H233V225H232ZM147 228H148V227H147ZM190 228H191V227H190ZM207 228H208V227H207ZM260 228L262 229V227H260ZM208 229H209V228H208ZM217 229H219V228H217ZM221 229H222V228H221ZM246 229H247V228H246ZM248 229H249V228H248ZM255 229H256V228H255ZM210 230H211V229H210ZM232 230H233V229H232ZM232 230H231V232H232ZM239 230H240V229H239ZM243 230H244V229H243ZM249 230H250V229H249ZM259 230H260V229H259ZM226 231H228L227 233L230 234V229H227ZM226 231H225V232H226ZM241 231H242V230H241ZM247 231H248V230H247ZM255 231L258 232L257 229H256ZM210 232H212V231H210ZM233 232H234V230H233ZM219 233H221V232H219ZM237 233H238V232H237ZM248 233H249V232H248ZM248 233H246V234H248ZM250 233H251V232H250ZM252 233H255V232H252ZM252 233H251V235H253ZM96 234H97V233H96ZM171 234H172V233H171ZM229 234H228V235L226 234L227 238H226V236H225L223 240H225V238L228 240V236H229ZM231 234H233V233H231ZM231 234H230V237L232 236ZM235 234H236V233H235ZM235 234H233V237L238 239L237 236H236V237L234 236ZM240 234H241V233H240ZM240 234H239V236H240ZM243 234H244V233H243ZM243 234H241V235H243ZM255 234H256V233H255ZM218 235H219V234H218ZM236 235H237V234H236ZM251 235H249V236H251ZM257 235H258V234H257ZM262 235H263V234H262ZM124 236H128V235H124ZM206 236L208 237V235H206ZM245 236H246V235H245ZM249 236H248V239H249ZM263 236H264V235H263ZM263 236H262V237H263ZM108 237H109V236H107V238H108ZM120 237H121V236H120ZM188 237H189V236H188ZM197 237H198V236H197ZM219 237H220V236H219ZM246 237H247V236H246ZM252 237H253V236H252ZM259 237H260V235H259ZM97 238H98V237H97ZM99 238L102 239L101 237H99ZM99 238H98V240H100ZM110 238H112V237H110ZM114 238H115V237H114ZM117 238H118V237H117ZM117 238H116V239H117ZM121 238H123V237H121ZM121 238H118V239L120 240ZM126 238H127V237H126ZM128 238H129V237H128ZM186 238H187V237H186ZM203 238H204V237H203ZM240 238H241V237H239V239H240ZM242 238H243V237H242ZM104 239H105V238H104ZM104 239H102V240H104ZM250 239H251V238H250ZM106 240H107V239H106ZM109 240H110V239H109ZM111 240H112V239H111ZM124 240H125V241H124ZM128 240H129V239H128ZM146 240H148V238H147ZM193 240H194V239H193ZM200 240H201V239H200ZM210 240H211V239H210ZM227 240H225V241H223V242H224V243H225V242H229V241H227ZM229 240H233V239H232V238H229ZM234 240H235V239H234ZM243 240H244V239H243ZM245 240H247V239H245ZM251 240H252V239H251ZM100 241H101V240H100ZM113 241H114V240H113ZM123 241H124V242H127V240L124 239V238H123ZM123 241H122V242H123ZM194 241H195V240H194ZM252 241H253V240H252ZM259 241H260V239H259ZM259 241H258V243H259ZM108 242H109V241H108ZM115 242H116V241H115ZM219 242H220V241H219ZM243 242L246 243L247 241H243ZM248 242H249V241H248ZM127 243H128V242H127ZM198 243H199V242H198ZM207 243H208V242H207ZM212 243H214V242H212ZM220 243H221V242H220ZM236 243H237V241L235 242V244H236ZM245 243H244V244H245ZM262 243H263V242H262ZM111 244H112V243H111ZM123 244H124V243H123ZM201 244H202V243H201ZM248 244H249V243H248ZM106 245H107V244H106ZM109 245H110V243H109ZM109 245H108V246H109ZM237 245H238V244H237ZM242 245H243V244H241V246H242ZM251 245H253V244L250 243V246H251ZM259 245H260V243L257 244V246H259ZM115 246L119 247L118 245H115ZM132 246H133V245H132ZM210 246H212V245L210 244ZM241 246L238 245L237 247L240 248ZM246 246H247V245H246ZM261 246H262V245H261ZM202 247H203V246H202ZM202 247H201V248H202ZM242 247H243V246H242ZM242 247H241V248H242ZM244 247H245V246H244ZM262 247H263V246H262ZM114 248H115V247H114ZM124 248H125V247H124ZM192 248H193V247H192ZM201 248H200V249H201ZM250 248H251V247H250ZM257 248H258V247H257ZM110 249H111V248H110ZM112 249H113V247H112ZM125 249H126V248H125ZM210 249H212V248H210ZM123 250H124V249H123ZM220 250H226V247H224V249L222 248V249H220ZM220 250H218V251H220ZM248 250H249V248H248ZM248 250H247V251H248ZM253 250H254V249H253ZM257 250L260 251L259 249H257ZM197 251H199V250H197ZM203 251H204V250H203ZM247 251H246L245 255H247ZM251 251H252V250H251ZM111 252H112V251H111ZM125 252H126V251H125ZM223 252H224V251H223ZM223 252L220 251V255H221ZM228 252H229V251H228ZM244 252H245V250L243 251V253H244ZM248 252H249V251H248ZM253 252H254V251H253ZM253 252H252V253H253ZM262 252H263V251H262ZM133 253H134V252H133ZM197 253H198V252H197ZM200 253H201V252H200ZM236 253H237V252H236ZM249 253H250V252H249ZM217 254H218V252H217ZM254 254H255V253H254ZM259 254H260V253H258V255H259ZM262 254L264 255V252H263ZM125 255H126V254H125ZM202 255H203V253H202ZM202 255H201V257H202ZM220 255L218 254V258L220 257V259H221V256H220ZM224 255H225L226 257H228L229 259H232V258H233V257L231 258L230 255H226V252H225ZM231 255H232V253H231ZM241 255H242V254H241ZM248 255H250V254H248ZM92 256H93V255H92ZM198 256H199V254H198ZM207 256H208V255H207ZM229 256H230V257H229ZM234 256H235V255H234ZM242 256H243V255H242ZM256 256H257V255H256ZM215 257H216V256H215ZM249 257H250V256H247V258H249ZM258 257H259V256H258ZM260 257H262V256H260ZM218 258H216V259H218ZM223 258H224V257H223ZM251 258H252V256H251ZM123 259H124V258H123ZM129 259H130V257H129ZM131 259H132V258H131ZM192 259H193V258H192ZM200 259H201V258H200ZM200 259H199V260H200ZM240 259H241V258H240ZM242 259L244 260V258H242ZM242 259H241V262H244V261H242ZM253 259H254V258H253ZM165 260H166V259H165ZM177 260H179V259H177ZM202 260H203V259H202ZM213 260H214V259H213ZM213 260L211 261V259H210L211 262H213ZM226 260H227V259H224V261H226ZM262 260H263V259H262ZM124 261H125V259H124ZM128 261H129V260H128ZM257 261H258V260H257ZM132 262H133V261H132ZM132 262H131V263H132ZM239 262H240V261H239ZM241 262H240V263H241ZM255 262H256V261H255ZM208 263H209V262H208ZM213 263H214V262H213ZM233 263H235V262H231V264H233ZM252 263H253V262H252ZM252 263H251V264H252ZM186 264H187V263H186ZM218 264H219V261H218ZM220 264H221V263H220ZM223 264H225V263H223ZM247 264H248V263H247ZM259 264H260V262H259Z\"/></svg>",
	"mask_w": 264,
	"mask_h": 264
}]
</instances>
